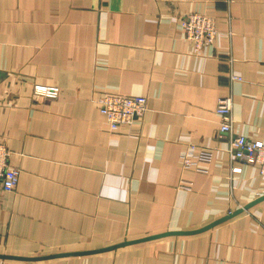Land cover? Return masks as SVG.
<instances>
[{
    "label": "crops",
    "instance_id": "crops-1",
    "mask_svg": "<svg viewBox=\"0 0 264 264\" xmlns=\"http://www.w3.org/2000/svg\"><path fill=\"white\" fill-rule=\"evenodd\" d=\"M189 13L215 21L211 45L185 38ZM106 94L147 110L112 130L96 104ZM223 97L233 132L264 144V0H0V143L19 171L0 190V255L102 249L250 205L196 234L0 264H264V177L230 158Z\"/></svg>",
    "mask_w": 264,
    "mask_h": 264
},
{
    "label": "built area",
    "instance_id": "built-area-1",
    "mask_svg": "<svg viewBox=\"0 0 264 264\" xmlns=\"http://www.w3.org/2000/svg\"><path fill=\"white\" fill-rule=\"evenodd\" d=\"M185 38L197 50L211 45L218 33L215 21L206 15L189 13L180 20ZM33 94L37 97L54 99L57 97L55 88L34 86ZM98 110L106 119L110 129L120 126H129L141 118L147 110V101L142 96H128L120 94H106L97 102ZM232 100L230 97L220 98L217 102L215 113L219 117V135L228 138L227 151L232 160L246 164H256L259 174L264 177V144L237 135L232 129ZM10 151L0 143V190L11 192L17 185L19 171L9 165ZM210 153L202 151L197 160L209 161ZM183 165L193 167L195 162L188 156L184 157ZM236 170V169H233ZM228 214H231L230 212Z\"/></svg>",
    "mask_w": 264,
    "mask_h": 264
},
{
    "label": "water",
    "instance_id": "water-1",
    "mask_svg": "<svg viewBox=\"0 0 264 264\" xmlns=\"http://www.w3.org/2000/svg\"><path fill=\"white\" fill-rule=\"evenodd\" d=\"M250 205L244 207L243 209H240L239 211H237L236 213H231L226 217H222L220 219H217L216 221H213L212 223H209L207 225H205L202 228L196 229V230H191V231H169V232H164V233H160L157 235H152V236H148V237H144L141 239H137V240H132V241H124L122 243L116 244V245H112V246H108L102 249H96V250H89V251H83V252H74V253H58V254H53L50 256H45V257H19V256H11V255H0V258L3 259H17V260H25V261H32V260H39V259H47V258H55V257H61V256H75V255H88V254H92V253H97V252H102L105 250H110V249H114L117 247H121L123 245H127V244H132V243H137V242H143V241H147V240H152V239H156V238H160V237H166V236H170V235H190V234H196L202 231H205L207 229H210L212 227H214L215 225H218L220 223H222L223 221L227 220L228 218L234 216L237 213H240L243 210H246Z\"/></svg>",
    "mask_w": 264,
    "mask_h": 264
}]
</instances>
